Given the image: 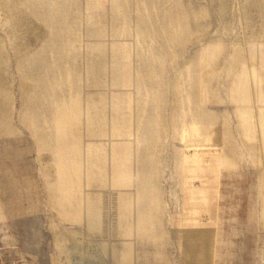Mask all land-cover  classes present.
<instances>
[{"label":"rangeland","instance_id":"obj_1","mask_svg":"<svg viewBox=\"0 0 264 264\" xmlns=\"http://www.w3.org/2000/svg\"><path fill=\"white\" fill-rule=\"evenodd\" d=\"M26 198L264 264V0H0V219Z\"/></svg>","mask_w":264,"mask_h":264},{"label":"crops","instance_id":"obj_2","mask_svg":"<svg viewBox=\"0 0 264 264\" xmlns=\"http://www.w3.org/2000/svg\"><path fill=\"white\" fill-rule=\"evenodd\" d=\"M42 206L26 198L15 215L5 208L0 264H205L197 237L182 235L180 250L173 251L170 245L157 247L154 236L140 238L129 230L154 227V204H144L135 220H109L106 205L92 211L76 199L55 198Z\"/></svg>","mask_w":264,"mask_h":264},{"label":"built area","instance_id":"obj_3","mask_svg":"<svg viewBox=\"0 0 264 264\" xmlns=\"http://www.w3.org/2000/svg\"><path fill=\"white\" fill-rule=\"evenodd\" d=\"M11 264H20L19 262H13V263H11Z\"/></svg>","mask_w":264,"mask_h":264}]
</instances>
